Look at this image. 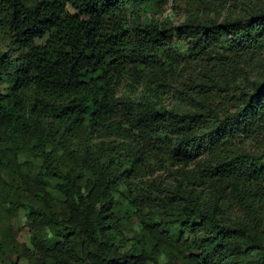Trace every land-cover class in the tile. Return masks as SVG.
<instances>
[{
    "label": "trees",
    "instance_id": "16d2710c",
    "mask_svg": "<svg viewBox=\"0 0 264 264\" xmlns=\"http://www.w3.org/2000/svg\"><path fill=\"white\" fill-rule=\"evenodd\" d=\"M166 7L0 0V189L23 210L38 253L24 248L6 264H159L149 257L156 232L188 251L186 264H264V77L179 74L180 41L224 43L235 68L260 56L264 8L171 30ZM229 89L239 105L220 116L208 97ZM191 161L205 187L152 183L131 194L151 165ZM134 213L140 230L122 249Z\"/></svg>",
    "mask_w": 264,
    "mask_h": 264
},
{
    "label": "rangeland",
    "instance_id": "374dc122",
    "mask_svg": "<svg viewBox=\"0 0 264 264\" xmlns=\"http://www.w3.org/2000/svg\"><path fill=\"white\" fill-rule=\"evenodd\" d=\"M255 8L263 9L264 0H167V7L161 17V21L167 29L172 30L189 18L195 23L215 20H217V23H220L230 17L243 16L245 11ZM173 41H177L175 37H173ZM180 42L181 48L179 52L182 54V57H179V74L181 78L184 77L186 79L189 76L204 77V74L209 72L211 75L215 74L216 78L225 80L230 75L238 74V80L247 84L246 77H243L244 73L240 70L242 68L244 72H248L247 70H249L250 78L248 81L253 79L259 81L264 77V49L260 56L255 57L251 61L237 57L240 60V64L239 67L235 68L233 66L236 65L230 59L233 58V55L224 43L211 41L205 44L204 47H201V50V48H194L197 41ZM222 55L228 59L224 60ZM212 70L214 71L212 72ZM208 99L212 102L215 111L220 116L226 115L229 110L239 105L236 94L230 89L220 96L211 95ZM190 107L194 109V103ZM21 159L23 161V157ZM19 161L21 160L19 159ZM30 167L35 172L38 166L31 163ZM200 174L196 161H191L187 164L165 162L161 167L151 165L150 173L147 176L130 181L131 194L134 198L138 197V194L143 191L141 186H149L152 183H161L165 186L181 183L194 190L200 189L205 187L203 186L204 180L199 179ZM1 176L5 181L13 183L15 186L19 182L7 170L3 171ZM20 184L18 183V185ZM122 189L126 190L127 187L124 185ZM1 191L0 189V244L4 247V252L0 254V264L15 262L17 253L24 248L30 250L32 257H37L38 253L32 245V232L29 230L23 210H14L3 200L4 195ZM120 201L122 211H127V199L121 197ZM54 210L60 213L56 205ZM135 214H131L132 216L126 219L127 229L123 234L124 239L120 240V243L123 245L122 249L129 246V240L140 230L139 221ZM156 218L162 223L168 221V211L160 210ZM156 233L154 241L151 242L152 251L149 255L152 262L162 264L171 261L174 264H186L182 258L188 254V251L183 247L181 248L176 243L175 238L168 243L162 240L163 236L159 232ZM260 236L263 239L264 245V235ZM49 238L52 239V236ZM17 264H35V262L21 258L17 261Z\"/></svg>",
    "mask_w": 264,
    "mask_h": 264
}]
</instances>
